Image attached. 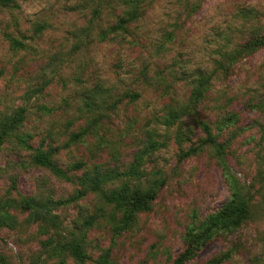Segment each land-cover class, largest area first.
<instances>
[{
    "label": "clouds",
    "instance_id": "obj_1",
    "mask_svg": "<svg viewBox=\"0 0 264 264\" xmlns=\"http://www.w3.org/2000/svg\"><path fill=\"white\" fill-rule=\"evenodd\" d=\"M98 2L0 0V70L8 74L6 79L0 77V140L8 145L6 149L0 146V151L13 153L19 160L24 152L30 151L25 142L33 133L52 131L55 125L54 118L37 119L35 109L19 110L34 103V98H26L29 84L13 80L11 74L31 63L45 65L37 76L54 84L63 78L71 91L76 88V82L71 79L73 73L78 74L85 67H91L99 81L114 85L117 61L138 70V55L147 61L149 55L156 58L157 50L161 54L171 50V67L187 65L194 79L207 81L216 98L241 103V110L249 114L245 128L264 122V0H112L104 13L112 25L109 38L93 41L84 55L76 51L74 56L78 58L71 62V67L54 73L47 67L50 59L55 63L49 55V41L55 43L67 38L65 21L75 15L71 9L87 5V13ZM111 8H115V15H109ZM141 43L147 46V51L139 47ZM9 80L13 85H22L25 91L13 93L6 87ZM82 87L90 85L82 84ZM56 93L57 104L69 95L62 85ZM128 99L138 101L137 96ZM153 107L149 104L145 109L141 103L140 116L147 117ZM24 116L31 121L27 135H21ZM225 121L232 123L233 117L227 116ZM64 126L69 132L62 137L59 150L66 160L75 154L74 170L90 179V190L96 194L95 204L85 208L77 232L91 228L99 234L100 242L108 237L105 245L108 251L118 232L134 230L137 234L122 247L124 264H130L129 255L136 257L135 264H183L180 258L191 253L199 257L201 264H264V152L260 148L252 145L248 152L235 156L228 152L235 164L233 168L223 159L229 141L215 146L220 161L214 173L215 184L210 187L203 176L197 183L199 173L192 167L186 168L176 178L169 197L172 207L134 228L133 213L147 211L148 202L155 199V191L162 183L159 170L169 171L171 165H165L164 161L174 159L172 154L164 155L163 160L156 159V164L150 167L146 156L142 158L144 162L138 163L134 149L121 144L114 134L111 141L98 138L89 144L84 140L89 133L73 134L68 125ZM240 131L237 128L233 138ZM195 155L193 149L182 153L178 161ZM0 169L7 170L5 163H0ZM219 193L225 198H219ZM201 198L204 203L198 207ZM122 208H130L131 212L117 219L115 212ZM177 209H191L193 219L197 212L200 216L217 215L208 221L206 228L193 232L188 224L175 226ZM24 248L18 237L11 242L5 238L0 241V259L4 264H21ZM60 251L70 257L69 264H91L70 248ZM169 256L175 259L170 261ZM53 259L59 262L62 256L54 254Z\"/></svg>",
    "mask_w": 264,
    "mask_h": 264
},
{
    "label": "rangeland",
    "instance_id": "obj_2",
    "mask_svg": "<svg viewBox=\"0 0 264 264\" xmlns=\"http://www.w3.org/2000/svg\"><path fill=\"white\" fill-rule=\"evenodd\" d=\"M87 7V5H78L71 9L75 15L67 18L65 21L67 25L66 39L55 43L49 41L51 44V52L49 55L55 59V63L50 59L47 67H50L54 73L58 74L62 68H70L71 62L78 58L74 56V53L79 51L81 55L86 54L88 45L93 42L81 44L76 40V35L81 27L91 19V10L93 8L85 13ZM101 9L103 11L101 12V22L99 25L102 28H106L111 25L108 17L104 15L108 8L103 4ZM109 15H115V10L112 13L109 12ZM37 43H44V41L37 40ZM139 47L147 51L145 44L141 43ZM70 48L71 51L69 50ZM133 51H136V49L134 48ZM170 57L171 50H168L164 54H161L157 50L156 58L153 59L152 55H149L147 61L142 60L138 55L137 62L140 64L138 70L131 66L121 65L117 61L115 70L116 84L114 85H108L106 81H99L93 69L91 67H85L78 74L73 73L71 79L76 82V88L71 91L68 89V81L63 78L60 79L58 84H54L52 80L37 76V73L43 71L45 67V65L39 63L25 64L18 68L16 72L12 73L13 80L24 81L29 84L26 90V98H34V103L20 108L24 110L25 107L35 109L37 119L42 120L44 116L54 118L55 125L52 131H47L43 134L33 133L32 138L27 141V144L31 148L30 151L24 152L19 160H16L13 153L5 154L0 151V163H5L7 169L6 171L0 169V201L9 198L19 200L21 197L42 199L47 197V195L53 199H65L73 194L74 190L78 188L77 178L80 176V172L71 174L74 177L73 183H68L55 178L48 171L31 163V157L37 149L50 152L52 159L62 168H66L74 163L75 154H70L71 160H66L62 151L59 150V147L62 146V137L69 132V128L65 127V124L75 134L76 132H81L88 124L95 123V126H97L96 132L85 135L84 140L86 142L91 144L98 138H106L111 141L114 134L115 138L121 144L132 147L135 154L142 149L143 143L146 140L147 131L156 130L158 134L156 141L165 143V147L158 149L147 159L146 163L151 167L156 164V159L163 160L164 155L169 153L172 154L174 159L164 161L165 165H171V167L166 173L163 169L159 170L163 185L158 188L157 195L150 204V209L136 216L134 228L145 224L150 219L157 218L158 213L168 211L172 207V202L169 197L174 190L176 178L186 168L192 167L194 172L199 173L196 177L197 183L201 182L200 176H203L209 186H213L216 180L214 173L220 161L216 150L203 143L204 136L199 133L196 122H190V120L185 119V125H188V129L185 126L179 128L177 126L170 128L163 126L155 127L153 124V116H160L162 114V108L168 102V97L162 95L163 91L161 89H157L155 86H148V82L154 84L161 77H164L167 83H164L163 87L168 85L165 91L174 94L172 100H177L180 104H185L188 101L190 93L188 83L192 78L190 70L187 65L171 67L169 65ZM142 73L147 77L146 84L142 83ZM7 75L3 70H0V77L6 79ZM82 84H88L90 87L83 88ZM48 85H51L50 89ZM61 85L63 86L64 92H69V95L57 104L56 96L58 94L56 93V89ZM96 86L112 88L115 94H121L126 90H134L139 92L141 96L135 103L121 106L103 118L100 117L99 112L84 114L82 113V108L85 99L82 96H88ZM6 87L10 88L13 93L25 91L22 85H13L10 80L7 81ZM27 94H32V96L28 97ZM141 103H143L145 109L149 104L154 105L153 111L147 117L140 116ZM197 110L199 112V118L207 122L212 133L217 135L216 141L218 144L221 145L224 141H229L227 148L224 150L225 155L223 159H226L231 167L235 168V164L231 157L227 156L228 152H231L234 156L240 155L248 152L252 145H255L260 148V151L264 152V142H261L264 122L259 126L245 128L244 125L249 119V114L241 110L240 102L218 99L212 95L209 89ZM229 115L234 117L232 123L224 126L223 130L219 132L216 126L223 123L225 117ZM24 121L25 124L21 126V135H27L31 127V121L27 119V116H25ZM237 128H240L241 131L233 138V134ZM249 140H251V145ZM2 146L6 149L8 147L7 142ZM192 149L196 150L195 156L189 160L178 161V157L182 153L190 152ZM78 153L79 148H76V154ZM248 158L251 159V156ZM250 177L251 172H249V180ZM241 179L244 178L242 177ZM9 184L11 186L10 190ZM12 184L15 189H12ZM218 197L221 199L225 198L223 193H219ZM95 201L96 195L88 194L78 200L74 205L53 210V214L58 216L59 228L57 231L49 228L46 232H42L38 225L26 222V213L17 211L15 213L18 224L13 229L1 227L0 241L7 238L11 242V240L18 237L24 242L25 248L23 250L21 264H69V256L60 255L62 259L58 262L53 259L51 251L44 250L41 243L49 238H52L54 243H56L59 239L69 238L71 233L79 235L81 232H77L76 228L82 225L85 208L94 205ZM203 203L204 200L201 198L198 207H202ZM210 214L213 213L200 216L197 212L195 213L196 218L193 219L191 209L188 211L177 209L174 221L175 226L179 228L182 224H188L192 227L199 224ZM116 217H119L117 213ZM83 232L86 234L83 238L82 245L87 255V260L91 261V264H100L102 257L106 253L108 254L109 264H124L122 254L123 244H126L131 237L137 234L134 230H128L116 235V237L112 238L111 248L105 251V245L109 240L108 237H105L104 242H100L97 239L99 234L91 228L83 229ZM117 244H120L121 247L117 248ZM128 259L130 264H135L136 257L129 255ZM168 259L171 261L175 258L169 256ZM72 264H75V262H72ZM187 264H201V261L195 255Z\"/></svg>",
    "mask_w": 264,
    "mask_h": 264
},
{
    "label": "trees",
    "instance_id": "obj_3",
    "mask_svg": "<svg viewBox=\"0 0 264 264\" xmlns=\"http://www.w3.org/2000/svg\"><path fill=\"white\" fill-rule=\"evenodd\" d=\"M3 2H7V0H3ZM111 2L112 0H100L99 3L95 7H93V9L91 10V19L88 20L83 27H81L78 34L76 35V40L78 42H80L81 44H88L92 41H103L109 38L112 25H109L106 28H102L99 24L101 22V12L103 11L101 7L104 4L105 7L109 8L111 6ZM114 10L115 8H111L110 13L114 12ZM128 27H131V25H128ZM93 33L94 35L92 36ZM117 39H120V37L118 36ZM141 75L142 83L146 84V75L144 73H142ZM164 83H167L164 77H161L154 84L150 82L147 83L148 86H155V88L161 89V91H163L162 95L168 97V102L165 103L162 108V114L160 116H153V124L155 125V127L163 126L165 128H170L173 126H177L179 128L181 126H185L188 129V125H185V119L190 120V122L195 121L199 128V133L204 136L203 143L207 140L212 141L211 144L206 145L213 147L217 152L215 146L220 145L216 141L217 135H214L212 133L211 128L207 122L199 118V112L197 110L198 106L203 102L206 92L209 90L207 81L202 78L199 80L194 79L193 77L191 78L188 83L190 86V93L188 101L185 104H180L179 101L172 100L174 94H170L169 91H165L168 85L163 87ZM132 96H137L139 99L141 95L139 92H136L134 90H126L121 94H115L112 88L96 86V88L92 90L88 95L90 99L83 101L82 113L93 114L99 112L100 117L103 118L108 115V113L117 110L121 106L135 103L136 101L128 99ZM19 110L21 112L25 111L23 108H20ZM22 119H25V116L22 117ZM228 124L229 123H227L224 119L223 123L217 125L216 128L219 132H221L224 126H227ZM96 128L97 126H95V123H90L80 133L87 132L89 134H94L96 132ZM146 133L147 136L145 142L143 143V147L136 153V161L138 163L144 162L142 159L144 156H146L148 159L158 149L165 147L164 142L160 143L156 141V137H158L156 130L147 131ZM5 142V140H0V146H2ZM261 142H264V128L262 130ZM25 143L26 145H28L27 141ZM31 163L41 169L48 171L55 178L68 183H73L74 177L71 174L78 172L74 170V163L66 168H62L57 165V163L52 159L50 152L40 149L34 151L31 157ZM77 184L78 188L74 190L71 196L65 199H53L51 196L47 195V197L42 199H37L35 197H21L19 200H16L14 198L1 200L0 228L7 227L13 229L18 224L15 213L18 211L21 213H26V222L38 225L42 232H46V230L49 228L57 231L59 228L58 216L56 214H53V210L74 205L78 200L85 197L86 195L95 194L90 190V179L88 177H82L80 174V176L77 178ZM162 185L163 181L162 183H160L159 187ZM158 188L155 191V197L157 195ZM12 189H15L13 184ZM152 201L148 202L147 211L150 209V204ZM147 211L138 210L134 212V219L138 214ZM129 212H131L130 208H122L115 212V216L117 213L119 217L116 218L119 219L124 215H127ZM215 215H217V213L210 214L199 224L192 226L193 232L197 231L200 228H206L208 226V221ZM83 229L84 228H81V233H79V235L71 233L69 238L65 237L63 238V240L59 239L56 241V243H54L52 238H49L43 241L41 245L44 250L51 251L52 256L54 254L64 255V253L60 250H67L70 248L78 256L85 257L87 259V255L82 245L83 238L86 234L83 232ZM122 232L125 231H120L116 235H119ZM195 255V253L186 254L187 258H185V256H182L180 259L181 261H183V264H187L195 257ZM0 264H4L2 259H0ZM100 264H109L107 253L102 257V261Z\"/></svg>",
    "mask_w": 264,
    "mask_h": 264
}]
</instances>
